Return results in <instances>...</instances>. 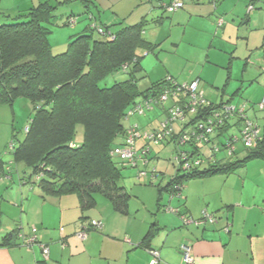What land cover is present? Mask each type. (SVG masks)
Instances as JSON below:
<instances>
[{
    "label": "trees",
    "instance_id": "1",
    "mask_svg": "<svg viewBox=\"0 0 264 264\" xmlns=\"http://www.w3.org/2000/svg\"><path fill=\"white\" fill-rule=\"evenodd\" d=\"M75 1L40 2L16 16L0 12L3 17L0 21V105H12L20 97L28 98L34 104V115L25 138L13 147L14 162L25 165L22 180L40 186L47 194L76 193L83 212L98 206L97 194H101L115 211L125 214L132 195L121 181L123 169L133 164L120 158L115 151L126 146L129 128L145 129L139 122L128 125L126 121L138 114L135 106L143 99L153 98L156 104H161L157 103L160 95L165 91H176L181 84L171 76L170 80L167 77L152 83L144 91L139 89L141 77L138 73L143 69L139 50L154 48L144 37L142 24L124 26L115 33L105 27L109 36L102 37H96L95 34H100L89 24L82 32L70 36L63 51L55 52L49 41L50 26L59 23V19L61 26L74 24L77 18L74 12L69 14L64 10L59 14L58 9L60 6L69 9ZM80 1L87 8L85 18H91L94 1ZM208 1L217 7L224 0ZM245 2L249 12L264 8V0ZM116 74L126 77L109 85L105 80ZM193 81L200 83V79ZM206 100L209 104L199 106L184 126L179 124L180 129L175 128L173 135L165 137L175 143L176 160L173 163L177 170L165 186L157 185L159 203L164 191H169L171 197H182L191 179L234 173L252 159H264V126L246 112L260 128L257 144L247 147L241 119L236 125H240L242 136L228 132L233 118L224 110L228 102ZM217 111L222 116L220 119L216 118ZM219 120L224 124L216 127V135H205L201 141L192 135L193 132H196L195 136L200 134L195 130L200 123L211 121L217 126ZM79 127L83 128V137L76 140ZM183 133L191 140L178 141ZM228 133V141L221 143L218 137ZM139 138L149 141L143 136ZM139 138L136 147L140 153ZM239 141L245 146V156L241 158L236 148L230 149ZM221 146L226 155L219 157ZM185 151L189 154L187 159L181 154ZM141 156L133 163L139 164ZM163 207L166 210L173 208L168 204ZM207 212L219 220L215 213ZM21 231V227H17L9 232L3 245L16 244L17 238L24 235Z\"/></svg>",
    "mask_w": 264,
    "mask_h": 264
},
{
    "label": "crops",
    "instance_id": "2",
    "mask_svg": "<svg viewBox=\"0 0 264 264\" xmlns=\"http://www.w3.org/2000/svg\"><path fill=\"white\" fill-rule=\"evenodd\" d=\"M44 1L56 0H37L38 3ZM93 1L92 22L87 26L101 25L115 33L124 26L142 24L144 37L154 46L149 51L153 52L160 50L162 39L172 35L174 29L183 28L186 33L192 23L205 26L206 21L211 31L218 25L222 30L218 29L217 34L222 31L225 35L230 28L235 32L236 24L231 23V17L226 20L225 14L238 18L244 13L245 2L224 0L216 7L208 0H184L183 8L168 12L165 7L174 0ZM220 6L223 11L219 10ZM64 10L84 17L87 8L76 0ZM165 11L172 16H166ZM252 12L247 11L249 15ZM220 19H223L222 24ZM146 25H149L147 29ZM144 131L148 130L140 132ZM239 154L240 158L245 156H241L240 151ZM10 170L9 166L1 169L4 173L0 172L1 183L14 179ZM143 175L147 176L141 172L139 177ZM165 177L154 185L157 190V185L163 187L168 183L163 184ZM16 186L15 196L4 212L5 218L0 212V264H152L153 249L160 252V264H187L182 250L184 244L192 247L194 264H264L263 158L250 160L234 173L191 179L182 197H171L169 191H164L163 195L170 198L168 205L174 209L169 211L163 207L168 200L158 202V191L151 192L153 203L141 193H138L140 201L130 203L131 194L128 211L123 214L106 201L83 212L76 193L47 194L40 186L22 178ZM140 187L147 190L145 186ZM205 210L215 213L219 220L200 226L184 224L182 216L198 219ZM91 220H101L103 227L91 228ZM17 227H21L27 237L36 227L37 243L30 245L28 239L21 236L16 244L4 246L5 236ZM82 230L88 232L86 239L78 237ZM40 245L49 248L48 259H44Z\"/></svg>",
    "mask_w": 264,
    "mask_h": 264
},
{
    "label": "rangeland",
    "instance_id": "3",
    "mask_svg": "<svg viewBox=\"0 0 264 264\" xmlns=\"http://www.w3.org/2000/svg\"><path fill=\"white\" fill-rule=\"evenodd\" d=\"M32 2L38 4L37 0H0V12L5 11L16 16L20 11L24 12L30 8L33 5ZM243 3V15L235 19L229 13L225 14L228 17L226 20H230L231 17V23L236 24L235 32L230 28L225 35L222 31L217 34L218 29L222 30V27L218 25L211 31L206 21L205 26L192 23L187 27L186 33H183V28L174 29L172 35L166 37L165 40L162 39L160 50L148 53L147 50L140 49L143 69L138 73L141 77L139 89L144 91L152 83L171 76L182 85L201 78L199 89L205 98L213 102H228L237 108L244 107L247 114L257 119L263 127L264 109H260L259 105L264 99V8L260 7L249 15L246 2ZM64 9V6L59 8L58 13H64ZM219 10L223 11V6H220ZM164 14L172 16L166 11ZM85 16L76 13L77 18L74 24L61 26L62 20L59 19V23L50 26L49 41L55 52L63 51L68 45L70 36L82 32L87 24L92 22ZM247 19H249L248 22ZM1 20L3 17L0 16ZM148 26L144 28L147 29ZM95 35L99 37L98 34ZM124 77L126 75L116 74L109 76L105 81L110 85L114 80H121ZM176 99L169 97L161 104H154L152 109L146 108L144 113L136 114L128 119L126 124L129 125L139 120L141 126H144L150 133L160 130L162 122L167 117V110L176 104ZM33 115L34 104L25 97L16 99L12 105H0V168L7 169L9 166L10 173L14 175L13 180L0 182V212H3L4 218L6 216L4 212L9 208L11 198L15 196V186L25 176L23 173L25 165L14 162L11 144L14 142V146H17L20 140L25 138L26 127ZM238 120L239 118L235 115L227 129L229 133L241 137L240 125H236ZM175 128L180 129V125L176 123ZM229 133L221 134L218 140L226 143ZM82 134L83 128L79 127L76 140H80L83 137ZM137 145L141 149L143 147L146 152L142 153L138 166L129 165L123 169L121 183H124L133 195L130 203L141 200L138 193H141L148 202L153 203L151 192L157 193L158 191L154 185L161 183L163 176H166L163 183L165 184L176 173L177 166L173 163V160H176V146L168 139L157 144L154 140L144 141L140 138L137 140ZM234 147L238 157L240 156L239 151L241 156L245 155L243 141L235 143ZM225 155L226 152L222 149L218 153L219 157ZM140 172L148 175L139 177ZM1 174L4 173L1 172ZM144 180H147V186ZM140 185L145 186L147 190L141 188ZM97 198L99 202H108L101 194H97ZM169 199L167 194H164L162 201L168 200L167 204H169Z\"/></svg>",
    "mask_w": 264,
    "mask_h": 264
},
{
    "label": "built area",
    "instance_id": "4",
    "mask_svg": "<svg viewBox=\"0 0 264 264\" xmlns=\"http://www.w3.org/2000/svg\"><path fill=\"white\" fill-rule=\"evenodd\" d=\"M185 5L184 0H174L170 4L166 5V10L168 12H175L178 9L183 8ZM252 8V6H251ZM219 23H223V19H220ZM93 28L96 29V31L102 35V36H109L107 34L106 28L101 26V25H91ZM171 77H168V80H170ZM176 99V104L173 105L171 108L167 110V117L166 119L162 122V127L158 131H154L150 133V131H144L145 133H142L138 131L136 128H129V130L126 133V146L121 148V149H116L115 153L122 158L123 160H127L133 163L135 160H138L139 157L142 155V153L146 152L145 150L141 149L139 153V149L136 147V139L138 136L143 134L144 138L149 139V140H154L155 143H159L165 139L166 136L173 135L175 133V124L178 122L181 126H184L185 122H187L190 119V114L196 111L199 106H203L204 104H209V102L206 100V98L203 95V92L199 89V83L198 81H192L190 83H185L184 85H179L177 87L176 91H165L163 92L160 97L157 100V103L159 102H164L166 101L169 97ZM156 104V100L153 98H145L142 100L141 103L137 104L136 107V113L142 114L144 111L147 109H151L152 106ZM224 107H226L224 110L227 111L228 115L231 114L233 117L236 115L239 119H241V123H243V128H242V134H243V139L247 147H254L257 144V141L260 136V128L258 125H255L249 117L246 115V108H236V106H231V104H225ZM259 107L261 109L264 108V99L260 103ZM236 111L238 113L236 114ZM219 112V111H217ZM216 112V118L220 119V112ZM222 121L219 120V123L216 125H213V123L210 122H202L198 125V128L195 129L200 134H197L195 136L196 132H193L192 135L194 137H197V141H201V138L205 137V135H208L210 137L216 135L217 130L216 127L221 126L224 123H221ZM28 127H26V130H28ZM196 128V127H194ZM141 137V136H140ZM180 139L178 141H182V143H185L191 138L187 136L185 133L182 134ZM237 138H235L236 140ZM14 145L13 143L11 144V149H13ZM230 147V146H229ZM231 151L235 149V147H230ZM184 159H187L188 153L182 152L181 153ZM187 157V158H186ZM186 166V165H185ZM143 173V172H142ZM169 210H174L169 208ZM184 223L186 225H203L208 223H215L217 222V218L211 214L208 213L207 211H203L202 217L199 219H193L191 217H188L186 215L182 216ZM103 226L102 221L100 220H93L91 227L94 229H101ZM64 227L61 228L63 230ZM37 228L33 227L32 229V234L29 237H25L28 239V244L33 245L37 243ZM88 232L86 230H82L79 232L78 237L81 239H86ZM25 236V235H22ZM41 249L43 251V257L44 259L49 258V248L45 245H40ZM182 250H183V255H184V260L187 264H194V256L192 254V247L188 244L182 245ZM153 255V261L152 264H160V252L158 250L153 249L151 251Z\"/></svg>",
    "mask_w": 264,
    "mask_h": 264
}]
</instances>
